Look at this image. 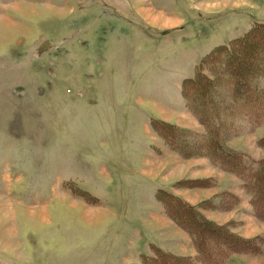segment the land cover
Instances as JSON below:
<instances>
[{"label":"rangeland","instance_id":"1","mask_svg":"<svg viewBox=\"0 0 264 264\" xmlns=\"http://www.w3.org/2000/svg\"><path fill=\"white\" fill-rule=\"evenodd\" d=\"M257 21L264 0H0V264H264V194L168 134L206 132L183 84ZM225 133L258 166L264 122ZM164 189L262 252L200 251Z\"/></svg>","mask_w":264,"mask_h":264},{"label":"trees","instance_id":"2","mask_svg":"<svg viewBox=\"0 0 264 264\" xmlns=\"http://www.w3.org/2000/svg\"><path fill=\"white\" fill-rule=\"evenodd\" d=\"M260 78L264 79V22L257 21L253 28L240 38L214 47L202 58L194 76L189 77L183 84L189 106L205 125L206 132L196 138L188 131L171 125L168 133L169 139L182 151L197 152L198 148L202 147L206 153H210L211 159L227 164V170L238 174L247 182L246 191L252 192L254 200H260L259 196L264 194V158L257 162L258 166L251 168L247 161L236 160L227 152L224 138L226 131L237 134L236 131L245 124L255 128L263 124L264 83ZM237 108L240 118L235 113ZM164 190L174 199L176 208H183L181 213L174 211L175 215L180 224L186 226L183 225L200 251L204 249L202 234L209 233L213 241L226 246V258L232 255V252L257 255L262 252L260 238L250 240L232 232L229 227L224 229L223 225H216L213 220L205 221L196 206H186L171 195L170 190ZM217 198L210 200L211 207L219 208L222 199L219 201ZM189 224L193 225L189 228ZM159 251L155 257L145 256L143 263L149 264L152 261L157 264H172L169 259L163 262V256L167 252L164 249ZM204 252L207 251L204 249Z\"/></svg>","mask_w":264,"mask_h":264},{"label":"crops","instance_id":"3","mask_svg":"<svg viewBox=\"0 0 264 264\" xmlns=\"http://www.w3.org/2000/svg\"><path fill=\"white\" fill-rule=\"evenodd\" d=\"M211 210H213V209H211ZM210 217V216H209ZM212 218H214V216H211ZM215 220H217V221H219L217 218H214ZM245 237V236H244ZM248 238V237H247ZM259 255V254H258ZM245 256V255H244ZM246 256H247V254H246ZM250 256H256V255H250Z\"/></svg>","mask_w":264,"mask_h":264}]
</instances>
